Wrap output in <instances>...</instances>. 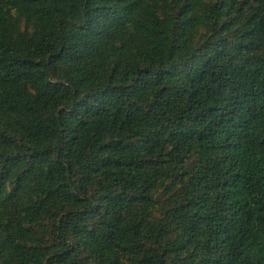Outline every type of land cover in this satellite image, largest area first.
I'll return each mask as SVG.
<instances>
[{
	"label": "trees",
	"instance_id": "obj_1",
	"mask_svg": "<svg viewBox=\"0 0 264 264\" xmlns=\"http://www.w3.org/2000/svg\"><path fill=\"white\" fill-rule=\"evenodd\" d=\"M0 264H264V0H0Z\"/></svg>",
	"mask_w": 264,
	"mask_h": 264
}]
</instances>
